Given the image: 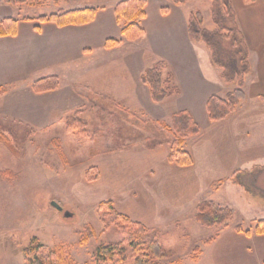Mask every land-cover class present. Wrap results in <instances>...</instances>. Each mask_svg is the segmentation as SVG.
Instances as JSON below:
<instances>
[{
	"label": "rangeland",
	"instance_id": "1",
	"mask_svg": "<svg viewBox=\"0 0 264 264\" xmlns=\"http://www.w3.org/2000/svg\"><path fill=\"white\" fill-rule=\"evenodd\" d=\"M120 1L45 0L40 7L15 5V11L38 23L39 17L61 10L94 7L105 8L103 18ZM148 1L146 33L137 40L125 39L123 23L114 17L98 30L91 53L33 74L32 80L61 79L60 90L43 98L48 113L41 124L0 119V264H25V248L34 238L48 247L63 246L78 264H118V257L101 263L95 256L98 247L125 239L114 222L118 214L159 231L161 242L173 251L162 264H264V235L255 233L264 220V167L257 161L238 174L246 188L234 184L231 178L240 165L233 156L235 145L227 127L210 121L206 110L210 93L226 97L238 81L226 82L209 48L188 32L196 12L202 13L204 28L215 29L211 2ZM107 37L123 41L109 50ZM220 47L223 60L233 58L229 43ZM159 61H165L163 80L178 77L172 85L182 87L179 81L193 74L210 84L195 90L184 82L182 92L156 103L142 76ZM182 109L201 129L185 140L184 149L194 159L188 167L168 159L175 139L173 115ZM78 116L86 122L84 131L69 130L67 123ZM238 152L257 155L256 160L259 148ZM92 167L97 179L89 182L86 173ZM206 200L234 209L227 227L209 228L196 220ZM109 201L112 207L100 211V204ZM89 226L94 235L81 244ZM122 257L124 264H133L128 244L122 246Z\"/></svg>",
	"mask_w": 264,
	"mask_h": 264
},
{
	"label": "trees",
	"instance_id": "2",
	"mask_svg": "<svg viewBox=\"0 0 264 264\" xmlns=\"http://www.w3.org/2000/svg\"><path fill=\"white\" fill-rule=\"evenodd\" d=\"M69 2H78L80 0H66ZM176 4H184L188 0H173ZM211 2V18L215 29L203 27L204 19L201 12L193 13L189 18L188 30L191 39L197 43H204L211 51V62L213 65L222 69V76L225 81L232 83L238 81V88L227 93L226 97L217 94L211 95L206 104L208 119L210 121H221L233 113L242 100L245 99L243 90L244 77L250 71L249 50L236 21L235 12L231 0H209ZM253 1V0H246ZM8 4L27 5L30 7H40L45 4V0H5ZM147 0H123L115 7V16L118 22L123 23L121 28L122 36L134 41L146 33L143 27V21L147 17ZM97 15V9L94 7H85L70 11H59L50 15L38 18L41 22H53L58 26L84 25L92 22ZM18 21L15 19H5L0 21V37L16 35L18 30ZM123 39L109 38L104 47L111 49L121 45ZM222 42L230 44L234 51L233 58L223 60L220 46ZM165 62L159 61L156 65L148 69L142 76V81L150 89L154 102L161 103L170 95V93H179L177 86L172 85L173 75L170 74L166 80H163ZM61 85V79L57 75H50L35 81L32 89L36 93H46L57 90ZM5 92L0 88V96ZM86 122L78 117L73 118L67 123L69 130L84 131ZM200 126L194 117L187 110H181L173 115V132L175 139L172 145V152L168 159L180 167H188L194 164L192 155L184 149L185 140L188 136L197 135L200 132ZM0 137H3L0 135ZM96 167L90 168L86 173L89 182L97 179L95 175ZM240 171H237L231 178L234 184H243L237 177ZM220 183H223L220 182ZM112 202H103L100 204V211L110 209ZM235 216L234 209L216 205L213 201H203L198 206L196 220L202 225L214 227H227L228 222ZM120 233L125 239L120 243L100 246L96 250V261L101 263L116 262L124 264L125 258L122 257V246L128 244L131 248V257L133 264H162L173 256V251L166 248L161 242L160 233L157 230H150L146 225L131 220L124 214H118L114 220ZM238 231H241L238 228ZM250 234L248 231L246 232ZM255 233L264 235V220H260L255 227ZM94 235V230L87 227V234L83 235L81 244L88 241L90 236ZM215 238L207 241L211 244ZM25 264H78L65 251L63 246L48 247L34 238L31 244L25 248Z\"/></svg>",
	"mask_w": 264,
	"mask_h": 264
},
{
	"label": "crops",
	"instance_id": "3",
	"mask_svg": "<svg viewBox=\"0 0 264 264\" xmlns=\"http://www.w3.org/2000/svg\"><path fill=\"white\" fill-rule=\"evenodd\" d=\"M148 4L149 1L145 20L148 18ZM231 4L248 46L250 71L244 77L245 99L231 115L219 121L221 123L219 125L227 127L229 130L227 136L235 145L233 156L240 162L236 171L246 173L256 166L257 161L261 168L264 167V0L250 2L231 0ZM96 9L97 15L90 23L58 26L53 22L37 23L31 17H20L16 14L14 4L0 0V21L5 19L18 21L16 35L0 37V88L5 90L0 96L1 120L11 118L24 124H41L46 119L48 107L43 103V98L51 93H57L60 88L46 93L34 92L32 85L38 79L32 80L33 74H37L51 64H61L65 60L91 53L98 30L107 26V23H112L114 17L116 18L115 8L113 12L103 15V18L102 13L105 8ZM162 13H165L163 8ZM103 32L104 30H101V33ZM103 38L105 37H101V40ZM177 79L178 77L173 75L176 83ZM179 82L182 86L178 85L180 92L183 91L184 82H186L185 87L195 90L210 84L202 79L201 75L196 74L187 79L185 76L184 80ZM17 85H20L19 88ZM213 94L216 92L213 91L208 95L206 104ZM10 97L15 98L16 102L9 103ZM241 147L246 152H256L259 148L258 158L255 160L257 155L250 158L249 155L245 157V153L240 154L238 151Z\"/></svg>",
	"mask_w": 264,
	"mask_h": 264
},
{
	"label": "water",
	"instance_id": "4",
	"mask_svg": "<svg viewBox=\"0 0 264 264\" xmlns=\"http://www.w3.org/2000/svg\"><path fill=\"white\" fill-rule=\"evenodd\" d=\"M53 203V205L58 209V210H62V207L59 205V204H57V203H55V202H52ZM68 216H71V214H67Z\"/></svg>",
	"mask_w": 264,
	"mask_h": 264
}]
</instances>
